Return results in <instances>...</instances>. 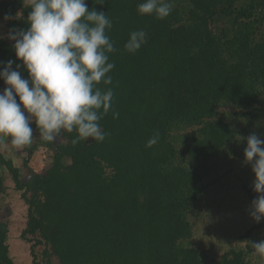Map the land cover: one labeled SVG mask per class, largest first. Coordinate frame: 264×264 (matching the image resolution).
Returning a JSON list of instances; mask_svg holds the SVG:
<instances>
[{
  "label": "trees",
  "instance_id": "trees-1",
  "mask_svg": "<svg viewBox=\"0 0 264 264\" xmlns=\"http://www.w3.org/2000/svg\"><path fill=\"white\" fill-rule=\"evenodd\" d=\"M141 2L86 0L111 20L106 34L118 49L110 54L115 67L107 87L119 116L110 110L99 122L110 133L105 141L73 146V132L51 144L33 125L37 137L23 148V165L39 147L49 149L51 164L41 173L29 170L26 180L0 152V167L27 208L20 237L30 244L33 264L39 246L46 264H203L186 244L190 216L214 185L209 179L236 133L219 109L233 108L234 120L247 126L264 115V0H173L165 19L138 14ZM29 11L25 0L0 3V21L14 17L4 22L5 32L26 29ZM216 21L228 26L215 33ZM141 28L148 42L127 53L130 32ZM12 43L0 39V61L15 67ZM157 131L158 142L146 147ZM6 190L0 177V196ZM262 227L264 219L240 240ZM8 234L0 221V264H14ZM245 255L230 249L215 264H248Z\"/></svg>",
  "mask_w": 264,
  "mask_h": 264
},
{
  "label": "clouds",
  "instance_id": "clouds-1",
  "mask_svg": "<svg viewBox=\"0 0 264 264\" xmlns=\"http://www.w3.org/2000/svg\"><path fill=\"white\" fill-rule=\"evenodd\" d=\"M104 0H96L102 4ZM173 0H142L140 15L167 18ZM14 17L5 14L4 22ZM27 28H10L0 39L12 41L16 61H0V148L22 149L33 142L34 128L39 138L57 144L62 133H76L73 146L94 140L105 141L101 119L113 111L114 91L109 73L115 64L110 54L117 52L106 34L112 22L103 12L90 9L86 0H30ZM148 42L145 29L133 30L124 44L135 54ZM27 73V78L20 69ZM103 85L102 88L100 85ZM259 127V125H257ZM154 132L146 147L158 142ZM237 139L246 143L244 163L251 165L252 190L257 197L250 204L255 223L264 219V138L255 132ZM252 254L264 257V239L248 242Z\"/></svg>",
  "mask_w": 264,
  "mask_h": 264
},
{
  "label": "rangeland",
  "instance_id": "rangeland-1",
  "mask_svg": "<svg viewBox=\"0 0 264 264\" xmlns=\"http://www.w3.org/2000/svg\"><path fill=\"white\" fill-rule=\"evenodd\" d=\"M25 1L30 2V0ZM224 23V21H216L211 26L212 31L217 33L221 28H226L228 24L224 25ZM5 31V24L0 21V36H4ZM260 31H264L263 24ZM261 109H264V99L261 102ZM219 112L228 119V124L236 130V133L231 143L226 146L221 159L217 161L216 171L209 179H215L214 185L203 196L190 216L192 238L186 244L199 251L203 264H215L230 249L245 251V260L248 264H264V257L253 255V250L248 245V242L264 239V227L251 232L244 240H240V237L257 224L250 216V204L257 194L252 190L254 176L251 165L244 163L243 152L246 143L237 139L238 136L246 138L253 132L264 138V115L256 124L247 126L245 121L234 120L233 108H220ZM188 133L189 131L186 132ZM34 136L33 141H36L35 132ZM59 142L63 140L60 138ZM180 144L178 142L177 147H180ZM0 152L19 168L22 180H26L27 175L30 174L29 170L41 173L51 164L49 149L41 147L29 158L27 166L23 165L27 157L23 148L18 149L9 145L7 148H0ZM65 162L69 163V160ZM0 177L4 179L7 188L0 196V221L6 222L9 227L7 243L10 256L14 264H33L30 244L20 237L26 224V205L19 197L20 192L15 191L8 172L2 167H0ZM42 250L43 246H39L34 251L38 264H46L42 259ZM50 264H57V262L51 260Z\"/></svg>",
  "mask_w": 264,
  "mask_h": 264
},
{
  "label": "built area",
  "instance_id": "built-area-1",
  "mask_svg": "<svg viewBox=\"0 0 264 264\" xmlns=\"http://www.w3.org/2000/svg\"><path fill=\"white\" fill-rule=\"evenodd\" d=\"M5 1H8V0H0V3L5 2Z\"/></svg>",
  "mask_w": 264,
  "mask_h": 264
}]
</instances>
